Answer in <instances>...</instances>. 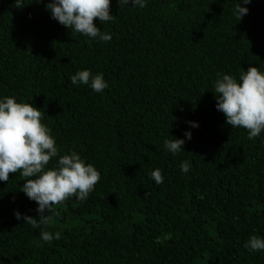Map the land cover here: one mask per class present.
Returning <instances> with one entry per match:
<instances>
[{"label":"trees","instance_id":"1","mask_svg":"<svg viewBox=\"0 0 264 264\" xmlns=\"http://www.w3.org/2000/svg\"><path fill=\"white\" fill-rule=\"evenodd\" d=\"M22 2L0 0V101L42 110L58 148L46 169L75 151L101 178L39 228L16 219L40 215L26 178L0 181V264H264V250L244 246L264 239V130L250 140L227 125L215 94L218 73H264V0L241 3L242 20L239 0H111L115 19L94 21L110 41L61 25L52 0ZM83 70L108 88L72 84ZM173 138L183 151L166 150Z\"/></svg>","mask_w":264,"mask_h":264},{"label":"clouds","instance_id":"2","mask_svg":"<svg viewBox=\"0 0 264 264\" xmlns=\"http://www.w3.org/2000/svg\"><path fill=\"white\" fill-rule=\"evenodd\" d=\"M37 4L43 0H32ZM119 4L134 7H146L145 0H118ZM252 3V0H239L236 14L242 20L249 9L241 7ZM16 7L22 8V0H16ZM111 0H52L47 4L52 18L72 32L81 33L93 39L110 41L112 37L95 25L115 19L110 14ZM215 82L217 110L226 117L227 125L232 128H244L248 131V139L260 136L264 130V73L257 67H249L240 75L239 81L233 76L218 73ZM72 84L90 85L97 93L108 88L104 76H95L89 70L78 71L70 77ZM42 110L31 103H18L15 98L6 97L0 101V181H9L10 174L20 172L26 178L21 191L38 204L36 211L39 219L21 216L16 212V219H23L33 228L47 225L51 220L54 207L62 204L69 197L76 196L84 201L94 190L101 176L97 169L73 151L70 155L60 156L56 169H46L52 158L58 156L56 140L50 130L41 122ZM192 127L197 124L189 122ZM191 140L192 133H185ZM185 140L173 138L164 142L167 151L176 154L183 151ZM184 173L190 169L186 161L181 166ZM156 184L163 183L160 169L151 173ZM61 233L41 232V239L50 243L59 240ZM250 251L264 250V239L255 235L244 245Z\"/></svg>","mask_w":264,"mask_h":264}]
</instances>
